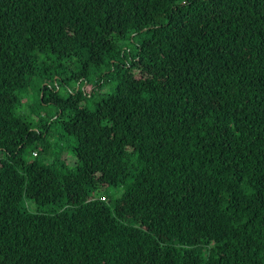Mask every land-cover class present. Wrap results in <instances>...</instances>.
<instances>
[{
	"label": "trees",
	"instance_id": "16d2710c",
	"mask_svg": "<svg viewBox=\"0 0 264 264\" xmlns=\"http://www.w3.org/2000/svg\"><path fill=\"white\" fill-rule=\"evenodd\" d=\"M0 264H264V0H0Z\"/></svg>",
	"mask_w": 264,
	"mask_h": 264
},
{
	"label": "rangeland",
	"instance_id": "374dc122",
	"mask_svg": "<svg viewBox=\"0 0 264 264\" xmlns=\"http://www.w3.org/2000/svg\"><path fill=\"white\" fill-rule=\"evenodd\" d=\"M131 49V48H130ZM66 66L69 67V62L66 63ZM73 69H75L74 67H71ZM106 70H104L103 72H105ZM59 79V82L61 84L60 86V92L64 94V92L68 89H73L75 86H76V83L75 82H68V83H65L62 78L60 76H57L56 79ZM91 84H93L94 80H95V76L92 77L91 79ZM39 82L37 80H34L28 87L27 89V92L24 93V96L22 97V102H23V105L22 107L19 109V113L20 114H24V116L26 115H30L31 112H30V109H32V106L37 104V101L39 100V98L37 97V90H36V87H37V84ZM116 83H112L110 85V87L107 89H105L104 91H102V93H109L111 92V90L115 87ZM93 101L90 102V105H92ZM56 110L54 109V106L53 105H46L42 108L41 110V115L42 116H47L48 113H51V114H55ZM32 116H35L33 113L31 114ZM30 116V117H32ZM39 116V115H37ZM36 119V117H33ZM37 120H38V117H37ZM53 133L55 135L57 134H60L61 131H60V127L58 125H54L53 126ZM56 140V137L53 138V141ZM65 153V152H64ZM64 158L65 160L67 161V164L70 168H73L75 167L76 165V162H77V159L73 156V154H71L70 152H67L64 154ZM106 193L114 196V197H117V196H120L123 192H124V189L123 188H118V190H114L112 188H109L107 189V191H105ZM30 206L33 207V203H30ZM34 208V207H33ZM50 206L46 207L47 210H49ZM43 210V209H42ZM41 210V211H42ZM32 211H37V207H35Z\"/></svg>",
	"mask_w": 264,
	"mask_h": 264
}]
</instances>
